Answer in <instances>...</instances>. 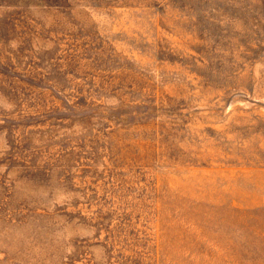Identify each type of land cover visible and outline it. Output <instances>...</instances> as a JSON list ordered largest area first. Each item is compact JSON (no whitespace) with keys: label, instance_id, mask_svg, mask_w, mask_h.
<instances>
[{"label":"rangeland","instance_id":"1","mask_svg":"<svg viewBox=\"0 0 264 264\" xmlns=\"http://www.w3.org/2000/svg\"><path fill=\"white\" fill-rule=\"evenodd\" d=\"M0 264H264V0H0Z\"/></svg>","mask_w":264,"mask_h":264}]
</instances>
